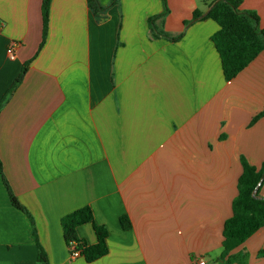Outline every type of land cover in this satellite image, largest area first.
Instances as JSON below:
<instances>
[{
    "label": "crops",
    "instance_id": "1",
    "mask_svg": "<svg viewBox=\"0 0 264 264\" xmlns=\"http://www.w3.org/2000/svg\"><path fill=\"white\" fill-rule=\"evenodd\" d=\"M212 1L166 0L155 25L182 34L170 42L148 26L162 0H120L101 21L87 0H52L39 48L42 0H0V102L29 62L0 110L1 171L49 264H220L241 158L264 163V115L252 123L264 113V51L226 82L211 41L219 26L202 18ZM240 10L264 28V0ZM2 176L0 264H36L32 225ZM84 206L108 231L107 255L91 263L71 259L60 224ZM77 235L96 243L90 224ZM260 251L264 228L229 255L264 264Z\"/></svg>",
    "mask_w": 264,
    "mask_h": 264
},
{
    "label": "trees",
    "instance_id": "2",
    "mask_svg": "<svg viewBox=\"0 0 264 264\" xmlns=\"http://www.w3.org/2000/svg\"><path fill=\"white\" fill-rule=\"evenodd\" d=\"M51 1L42 0L41 2L42 40L39 48L43 46L47 37ZM119 1L111 0L107 5L102 6L98 0H87V5L93 17L97 21H101L103 20L102 16L110 8L116 6ZM162 5L163 12L148 19L150 36L152 39L163 38L170 42H177L181 39L182 34L173 37L156 28L155 21L167 12L166 0H162ZM240 5L241 0H213L210 2L208 14L202 17L203 19L213 20L219 26V30L211 37V41L219 55L226 82L233 80L264 51V28L260 27L258 16L254 12L240 10ZM200 18L201 13L194 11L192 19L187 25ZM28 65L29 62L23 65L18 78L2 98L0 110L22 82L28 70ZM262 115L264 113L257 115L252 123ZM241 166L242 172L237 181V196L233 199L231 205L232 215L225 220L223 226L224 251L218 259L220 264H247V254L229 255V251L243 244L259 229L264 228V198L258 195L260 186L264 184V179L261 181V178H264V163L261 164L260 168H256L249 165L244 158H241ZM0 172L2 176L1 163ZM2 181L9 193L11 205L24 213L32 225L33 237L38 250L36 264H49L47 255L37 241L32 216L12 194L3 176ZM256 187H258V190L253 194ZM119 223L123 230L131 229V222L127 216H121ZM60 224L70 256L74 252H78L85 262L91 263L107 255L106 239L108 231L104 226L95 223L89 206H84L63 216ZM85 224H90L93 228L97 239L94 245H88L85 240L80 239L77 235V228ZM258 256H264V251H260Z\"/></svg>",
    "mask_w": 264,
    "mask_h": 264
},
{
    "label": "built area",
    "instance_id": "3",
    "mask_svg": "<svg viewBox=\"0 0 264 264\" xmlns=\"http://www.w3.org/2000/svg\"><path fill=\"white\" fill-rule=\"evenodd\" d=\"M15 47L16 45L12 44L8 49H7V53L9 54V56L12 58L13 57V53H14V50H15ZM80 257L79 256V253L78 252H74L72 255H71V259H76ZM196 264H205V262L203 260H198L196 262Z\"/></svg>",
    "mask_w": 264,
    "mask_h": 264
},
{
    "label": "water",
    "instance_id": "4",
    "mask_svg": "<svg viewBox=\"0 0 264 264\" xmlns=\"http://www.w3.org/2000/svg\"><path fill=\"white\" fill-rule=\"evenodd\" d=\"M262 179H264V178H261V181H262ZM260 183H261V182H260ZM260 183H259V185H260ZM259 185H258V186H259ZM257 189H258V187H256V188H255V190H254L253 194H255V193H256Z\"/></svg>",
    "mask_w": 264,
    "mask_h": 264
}]
</instances>
